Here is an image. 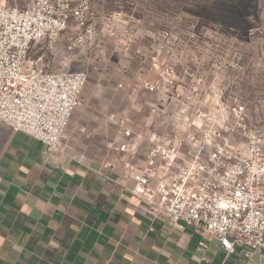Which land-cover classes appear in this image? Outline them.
Instances as JSON below:
<instances>
[{
  "label": "built area",
  "instance_id": "obj_1",
  "mask_svg": "<svg viewBox=\"0 0 264 264\" xmlns=\"http://www.w3.org/2000/svg\"><path fill=\"white\" fill-rule=\"evenodd\" d=\"M92 16L89 0H0V126L58 151L87 74L27 66L25 56ZM154 68L140 86L177 102L175 113L162 122L164 110L153 108L149 130H135L127 116L113 121L110 145L131 181L127 190L153 216L216 239L242 264H264V96L249 104L217 90L214 103H192L207 91L177 87L171 64Z\"/></svg>",
  "mask_w": 264,
  "mask_h": 264
},
{
  "label": "rangeland",
  "instance_id": "obj_2",
  "mask_svg": "<svg viewBox=\"0 0 264 264\" xmlns=\"http://www.w3.org/2000/svg\"><path fill=\"white\" fill-rule=\"evenodd\" d=\"M89 4L93 16L84 27L72 26L54 39L37 41L24 64L86 72L80 104L63 136L75 126L73 146L90 147L93 158L107 162L116 157L110 145L117 138L114 120L127 116L135 130H149L153 108L164 110L162 122L174 115L177 102L140 86L154 78V65L176 67L177 87L184 91H207L192 103H214L210 91L217 90L249 104L264 96V0Z\"/></svg>",
  "mask_w": 264,
  "mask_h": 264
},
{
  "label": "crops",
  "instance_id": "obj_3",
  "mask_svg": "<svg viewBox=\"0 0 264 264\" xmlns=\"http://www.w3.org/2000/svg\"><path fill=\"white\" fill-rule=\"evenodd\" d=\"M71 129L51 153L0 126V264L243 263L216 239L153 216L127 190L121 156L93 158Z\"/></svg>",
  "mask_w": 264,
  "mask_h": 264
}]
</instances>
